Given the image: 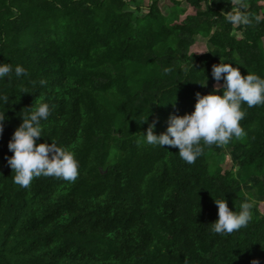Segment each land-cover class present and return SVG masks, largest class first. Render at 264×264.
<instances>
[{"label": "trees", "instance_id": "trees-1", "mask_svg": "<svg viewBox=\"0 0 264 264\" xmlns=\"http://www.w3.org/2000/svg\"><path fill=\"white\" fill-rule=\"evenodd\" d=\"M244 2L251 22L232 25L228 0H0V62L25 69L0 79V264H264V104L242 103L244 135L191 164L143 142L213 89L214 63L264 76V0ZM35 100L50 106L37 142L75 154L74 181L13 182L8 141ZM224 195L253 203L230 234L211 230Z\"/></svg>", "mask_w": 264, "mask_h": 264}, {"label": "clouds", "instance_id": "clouds-1", "mask_svg": "<svg viewBox=\"0 0 264 264\" xmlns=\"http://www.w3.org/2000/svg\"><path fill=\"white\" fill-rule=\"evenodd\" d=\"M210 2V0H209ZM230 8L223 13L232 25L250 23L249 16L242 11L247 8L244 0H228ZM256 21L261 17L257 15ZM169 71L168 68L164 69ZM24 74L22 65L15 67L10 63L0 62V79ZM212 77L217 83L205 94L196 92L194 110L183 115L171 113L165 131L157 134L154 131L155 121L148 125L143 133V142L151 145L178 148L179 156L191 164L202 154L203 145H221L232 137L244 135L240 121L245 112L242 103L248 107L264 104V76L250 70L242 74L240 67L233 63L219 62L212 65ZM223 81L221 84L220 81ZM41 85L45 83L42 79ZM207 84L206 82H201ZM0 100L8 101L7 96L0 95ZM22 110V122L12 133L8 141V149L12 155L7 156V163L12 168L13 182L21 187H28L34 177L54 176L67 181H74L79 175V161L75 154L66 147L59 146L54 140L37 142L42 134V121L47 120L50 106L46 102H38ZM4 114L0 115V134L3 132ZM140 143L141 141H137ZM218 208L217 219L211 222V230L218 234H230L246 226L251 220L250 199L240 202L237 209L230 208L225 198H215ZM252 264H258L253 260Z\"/></svg>", "mask_w": 264, "mask_h": 264}, {"label": "rangeland", "instance_id": "rangeland-1", "mask_svg": "<svg viewBox=\"0 0 264 264\" xmlns=\"http://www.w3.org/2000/svg\"><path fill=\"white\" fill-rule=\"evenodd\" d=\"M206 39L205 38H198L195 43L192 45L191 50L194 52H201L206 49ZM208 162L210 170L213 169V163H219L222 167L226 168L231 164V159L228 153H225L221 156L215 158L213 154L208 156ZM261 210H264V203H260L259 205Z\"/></svg>", "mask_w": 264, "mask_h": 264}, {"label": "crops", "instance_id": "crops-1", "mask_svg": "<svg viewBox=\"0 0 264 264\" xmlns=\"http://www.w3.org/2000/svg\"><path fill=\"white\" fill-rule=\"evenodd\" d=\"M184 15H181V18L183 17Z\"/></svg>", "mask_w": 264, "mask_h": 264}]
</instances>
